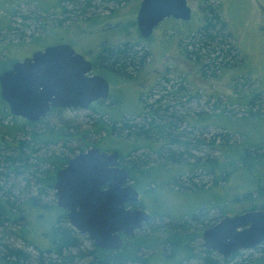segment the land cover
Wrapping results in <instances>:
<instances>
[{
  "label": "trees",
  "instance_id": "16d2710c",
  "mask_svg": "<svg viewBox=\"0 0 264 264\" xmlns=\"http://www.w3.org/2000/svg\"><path fill=\"white\" fill-rule=\"evenodd\" d=\"M6 1L9 2V0L4 2ZM37 1L47 14H54V12L61 14V17L56 16L53 19L55 23L61 25L64 20L89 11L94 0H53L47 5H44L42 0ZM103 1L113 2L114 0ZM98 6L95 3L94 7ZM204 11L203 25L189 34V51H186L184 44L187 35L181 40L182 53L187 58L195 57L197 61L207 60L213 68L210 72L200 70V73L205 75L217 72L215 70L218 68L217 65H222L223 68L224 66L232 67L239 61L244 62L237 47L231 43L233 40L231 32L215 7V3H209ZM41 17L43 21L47 18L46 15ZM23 18L40 21V16L37 15H28ZM1 23L2 21H0V30L3 29ZM41 25L46 28L44 22ZM58 27L49 26L48 28L51 30ZM11 29L12 27L7 28L8 31ZM39 36L33 38V43L42 38ZM62 41L66 40H62L61 37L58 42ZM1 46L3 41L0 40V52L5 50ZM148 54V51L138 54L137 50L129 49L126 44L104 47L96 59L97 73L109 80L113 71L119 73L141 66V62ZM244 71L246 72L245 69ZM245 72L242 76L233 75L232 87L235 93L230 95L229 102L246 106L241 119L264 121V99H262L264 92L249 88L252 80ZM181 77H183L182 80L176 82L165 80L168 84L171 82L170 86L168 88L162 86V94L152 102L144 104L138 116L139 121L125 118V112L129 109H121L117 115L113 105L107 106L106 102L102 101L95 102L89 107V110L98 117L93 118L90 124L87 123L89 126L86 128L63 116L62 113L66 110L56 108L38 122L15 117L11 119V121L14 120L13 124L5 123L3 117L6 113L3 108L7 105L0 95V264H136L143 261L139 257L141 247L134 243V239L128 241L122 249L115 251L98 248L94 243H90L91 249L85 248L83 245L86 242L85 239H90L69 225L66 210L60 208L56 202L50 206L44 202V199L54 191L57 172L74 156L76 150L82 152L90 147H98L106 151L118 150L121 164L127 169L133 186L146 198L152 200L157 199L158 191L165 186L172 188L173 185H177L189 192L208 193L214 186L227 184L229 178L239 172L235 173L240 167H248L251 170L249 171L251 179L255 178L252 183L257 187L254 190L243 189L246 190L244 191L246 194H242L244 199L240 194L233 198L232 203L239 202L240 199L242 201L248 199L246 203L251 200L250 210L264 209V203L255 202L264 198V137L256 140L247 138L240 143L231 141L230 136L235 133L227 127L214 123V119L218 115L232 119L234 115L229 114L228 108L221 103L219 105L218 101L214 106L217 110L215 113L203 110L201 89L190 91L187 79L184 76ZM240 77L243 78L240 79L241 88L238 87ZM243 87L248 89L245 90ZM239 89H242L239 92L240 95L237 93ZM111 100L118 102L115 99L113 101L112 98ZM131 112L134 111L128 113ZM211 125L225 129L226 133L220 136L222 141L217 143L218 135L207 137L210 134L208 129ZM75 144L80 145L75 147ZM155 145L160 147V151H155L153 148ZM54 147H60L61 151H52ZM208 148L217 150L219 155L210 157L207 155ZM145 150L148 153L139 155L140 151ZM200 152L203 153L202 156L196 154ZM154 154L163 158L164 162L155 165L147 164V157ZM144 155L146 158L142 160ZM186 158L191 160L190 164L185 161ZM183 166H189L192 173L193 170H199L202 174L213 176L212 186L208 189L199 188L194 181V174L189 176L186 183H179L180 177L183 176ZM253 170L257 171L256 174L252 173ZM184 189H177L176 192L184 191ZM219 201L220 199L213 197L203 203L210 208H219L218 214L215 212L213 216H206L202 215L203 212L198 215L192 213V221L196 224L210 223L211 220H218L228 214L231 210L229 206L231 200L225 197L221 202ZM43 210L48 211L49 218L41 222ZM52 215L54 219L51 218ZM201 216H204V221L199 220ZM153 221L154 216L148 223ZM187 221V219L183 222L169 220L167 225L160 224L158 230L169 231L170 241L173 238L182 240L181 235L189 226L186 224ZM193 224L187 228V231L193 227ZM44 226L46 230H42ZM40 237L48 238L49 245L43 247L37 240ZM15 238L25 241L28 246L31 245L37 252L36 256L32 251L12 244L10 241H14ZM263 246L262 244L256 247L260 251L259 256L245 258L241 260V263L264 264ZM183 247L187 249V258L192 256L198 264L228 263V258H225L223 262L215 260L210 251L202 253L199 247L190 248L189 243L182 247L177 245L175 249Z\"/></svg>",
  "mask_w": 264,
  "mask_h": 264
},
{
  "label": "rangeland",
  "instance_id": "374dc122",
  "mask_svg": "<svg viewBox=\"0 0 264 264\" xmlns=\"http://www.w3.org/2000/svg\"><path fill=\"white\" fill-rule=\"evenodd\" d=\"M4 1L0 0V5H2L0 7V21H2L1 25L3 28L0 30V40L3 41L2 49H5L0 52V73L8 69L13 63L32 55L36 50L45 49L50 45L59 43L58 41H60L61 37L62 40L70 42L78 53L94 61L104 47L124 46L126 44L129 49L137 50L138 54L141 52L144 53L145 51H148L149 54L141 62V66L119 73L113 71V74H110L111 94L109 95V99L104 100V102H106L107 106L113 105L117 115L121 109H129V111L134 112H131L132 115L128 113L129 111L125 112V118L139 121L138 116L144 104L152 102L158 95H161L162 86L167 88L170 86L169 84L171 82L168 84L165 81L167 77L170 76V79L176 82L182 80L183 77L180 74H185L189 75L186 78L190 91L201 89V99L204 103H202L203 110H207L209 113H215L217 110L214 106L216 101H218L219 105L221 103L228 108L229 114L234 115L232 119L224 118L222 115H218L214 119V123L222 127H227L228 130L235 133H232L230 136L231 141L240 143L247 138L256 140L257 138L264 137V121L241 119L244 116L246 106L233 104L228 99L230 95L235 93H233L232 87L234 84L232 81L233 77L236 75L242 76L245 72L244 69L246 70L247 77L252 80L249 88L264 92V0H188L193 8V14L190 20L184 21L170 17L156 27L151 37L147 39L140 35L137 25V15L142 0H114L113 2L94 0L92 7H89V11H85L77 17L64 20L61 25L55 23L53 20L56 16L61 17V14H56L55 12L54 14H47L42 10L37 0ZM42 1L44 5L53 2V0ZM95 3L99 6L94 7ZM209 3H215V7L222 19L226 21L233 38L231 43L237 47L244 62L239 61L236 63L233 59L236 64L232 67L224 66L222 68V65H217L218 68H214L217 72H214L212 75H205V73L201 74L200 70L210 72L213 66L207 60L202 59L201 61H197L195 57H190L189 54L188 57L190 58H187L181 51L183 44L180 49V42L188 34L184 40V44L186 51L190 50L188 46L190 41L189 33L195 32L203 25L204 9ZM28 15L40 16V21H31L30 18L27 20L23 18ZM42 15L47 16L46 20H42ZM43 22L46 28L42 27L41 23ZM49 26L59 27L50 30L48 28ZM8 27H12L11 31L7 30ZM38 36L42 38L36 41V43H33V38H37ZM240 79L243 78H239V88L242 87ZM243 88L245 90L248 89V87ZM241 90L239 89L237 91L238 95H240L239 92ZM111 98L113 101L115 99L118 102H112ZM262 99H264V94ZM140 103H143V105ZM200 108L198 107L197 109ZM255 108L257 110V107ZM64 110L66 112L62 113L63 116H66L69 120L72 119L78 124L80 123L85 128L89 126L88 124L91 123L93 118L98 117L89 109ZM90 115L93 117L90 118ZM118 117L121 118L122 116ZM3 118H5V123L11 124V120L6 115ZM208 130L210 131V134L207 136L208 138L212 135H218L217 143L222 141L220 136L226 133L225 129L214 125H211ZM93 141L96 142V140ZM79 145L75 144V147ZM153 148L156 151L160 147L155 145ZM55 150L61 151L60 147H54L52 149V151ZM144 152L148 153L147 150L140 151L139 155L141 153L144 154ZM207 152V155H210V157L219 155L217 150L214 151L208 148ZM78 153L79 151L76 150L74 156ZM196 154L203 155L201 152ZM145 158L144 155L142 160ZM146 161L149 165H155L163 163L164 159L154 154L149 155ZM185 161L189 164L191 163L189 158H186ZM249 171L251 170L248 167H240V169L235 171V173H238L231 176L227 184L214 186L208 193L200 191L189 192V190L177 185H173L172 188L165 186L166 189H160L156 200L146 198V196L140 193L139 205L151 216H154V221L144 225L139 232L137 231L134 238H129L128 240L131 241V239H134V243L139 244V247H141L139 257L143 261L136 262V264H198L196 260H186L185 256H187L188 252L185 247L176 250L175 246L182 247L195 238L197 239L194 242L196 241V244L199 243L201 245L200 238L204 231L202 228L204 225H201L200 222L197 224L194 223V233L190 231V234L186 233L181 235L182 240H175L173 238L172 241H170L168 236L169 231H159V225H167L166 223L169 220L183 222L187 219V222H191L192 213H194L193 215H198L203 212L202 215L206 216H213L215 212L218 214L219 208H210L209 205H203L204 202L213 197L220 199L219 202L225 197L231 200L229 215L250 210L251 205L249 203L251 200L249 203H246L248 199L243 201L240 199L239 202L235 201L232 203L233 198H236L240 194H246L244 192L246 190L243 189L251 188V190H254L257 187L252 183L255 178L253 180L251 179V173ZM255 172L257 171H252L253 174H256ZM182 174L183 176L180 177L179 183H186L185 181H188L189 176L194 174V181L199 188L208 189L212 186L214 177L202 174L199 170H193L192 173L189 166H183ZM177 189H184V191L176 192ZM242 198L244 199L243 195ZM56 199L55 191H52L44 199V202L50 206L56 202ZM255 202L264 203V198L255 200ZM202 205L203 208L201 207ZM48 218V211L43 210L41 222ZM51 218L54 219V216L52 215ZM199 220L204 221V216ZM161 229L163 228L161 227ZM42 230H46V226ZM37 240L43 247L49 245L48 238L40 237ZM85 241L83 243L85 248L91 249V242L87 239ZM10 242L23 247L27 251H32L34 255L37 253L25 241L15 238L14 241L11 240ZM259 255L260 251L257 248L243 250L240 251L237 259L225 264H242L241 260L249 257L254 258ZM218 261L223 262L221 259Z\"/></svg>",
  "mask_w": 264,
  "mask_h": 264
},
{
  "label": "water",
  "instance_id": "95a60500",
  "mask_svg": "<svg viewBox=\"0 0 264 264\" xmlns=\"http://www.w3.org/2000/svg\"><path fill=\"white\" fill-rule=\"evenodd\" d=\"M188 21L187 0H143L137 25L147 39L167 18ZM93 64L70 42L36 50L0 73V94L15 116L38 122L53 109H89L109 99L110 82L91 74ZM118 150L90 147L73 156L56 175V203L69 224L98 248L115 251L124 244L121 233L134 238L152 216L140 209V192L119 165ZM135 206V207H132ZM205 247L223 256L264 244V209L225 215L204 232Z\"/></svg>",
  "mask_w": 264,
  "mask_h": 264
},
{
  "label": "flooded vegetation",
  "instance_id": "af4514ba",
  "mask_svg": "<svg viewBox=\"0 0 264 264\" xmlns=\"http://www.w3.org/2000/svg\"><path fill=\"white\" fill-rule=\"evenodd\" d=\"M143 1V0H142ZM187 2H188V4H189V1L187 0ZM190 5V4H189ZM190 7H191V5H190ZM192 8V7H191ZM192 14H193V8H192ZM185 34H186V32H184ZM190 34V33H189ZM188 35V34H187ZM99 56V55H98ZM86 57V56H85ZM86 59L87 60H89V61H91L92 62V64H93V72L91 73V74H98L97 73V65H96V60L94 61V60H91V59H89V58H87L86 57ZM13 65V64H12ZM12 65L8 68V69H10L11 67H12ZM7 70V69H6ZM180 76H184L185 78H186V76H189V75H185V74H183V75H181L180 74ZM187 79V78H186ZM167 80H169V81H172L171 79H170V76H168L167 77ZM110 82V81H109ZM190 84V83H189ZM110 88H111V85H110ZM110 92H111V90H110ZM111 94V93H110ZM1 95V94H0ZM2 97V96H1ZM3 99V98H2ZM4 100V99H3ZM5 101V100H4ZM140 104H142L143 105V103H140ZM6 105H7V107H5V108H3L4 109V112L6 113V116H7V118L8 119H15V117H19V116H15L14 114H12V112L10 111V108H9V106H8V104L6 103ZM10 117V118H9ZM22 118V117H21ZM26 120V119H25ZM14 121V120H13ZM13 121H11V124H13L14 122ZM121 157V156H120ZM72 158V157H71ZM70 158V159H71ZM120 161V160H119ZM68 163V162H67ZM67 163L62 167V168H64L66 165H67ZM119 165L121 166V167H123V165L121 164V161L119 162ZM132 207H135V206H132ZM140 209H144L141 205H139L138 206ZM67 213V212H66ZM192 215V214H191ZM226 215H229V214H226ZM225 216V215H224ZM224 216H222L220 219H215V220H213L211 223H209L208 224V222L207 223H200L201 225H204V226H202V228L204 229V231H203V233H202V237L200 238L201 239V245H199V243L198 244H196V241L194 242V240H196L197 238H195V239H193V240H190V242H187V243H189V245H190V248H193V247H199L200 248V251L202 252V253H206L207 251H210L211 252V255L213 256V258H215V260H219V259H221V260H224L225 258H228V262H232V261H234L235 259H237L238 258V255H240V251L239 252H236V253H234V254H232V255H230V256H223V255H221V254H218L216 251H214V250H211V249H208V248H206L205 247V245H204V243H205V239H204V232L208 229V228H211V227H213V226H215ZM201 217H203V216H201ZM67 218H68V216H67ZM217 220V221H216ZM69 221V220H68ZM148 222H150V221H148ZM148 222H146V223H148ZM146 223H144L143 225H142V227L139 229V231L144 227V225L146 224ZM193 223H195V222H193ZM193 223H191V222H188V223H186V224H188L189 226H192V224ZM189 226L187 227V228H189ZM187 228L185 229V231L182 233V234H190V231H191V233H194L195 232V230H194V224H193V227H191L188 231H187ZM138 231V232H139ZM83 235V234H82ZM85 237H88L87 235H85ZM121 237L123 238V241H124V244H123V246L127 243V241L129 240V237H126L123 233H121ZM91 243H92V240H89ZM194 242V243H193ZM94 243V242H93ZM197 245H199V246H197ZM123 246H122V248H123ZM97 247V246H96ZM121 248V249H122ZM107 251V250H106ZM186 257V260H196L195 258H193L192 256H189V258H187V256H185Z\"/></svg>",
  "mask_w": 264,
  "mask_h": 264
},
{
  "label": "crops",
  "instance_id": "0c3cea01",
  "mask_svg": "<svg viewBox=\"0 0 264 264\" xmlns=\"http://www.w3.org/2000/svg\"><path fill=\"white\" fill-rule=\"evenodd\" d=\"M158 27V26H157Z\"/></svg>",
  "mask_w": 264,
  "mask_h": 264
}]
</instances>
